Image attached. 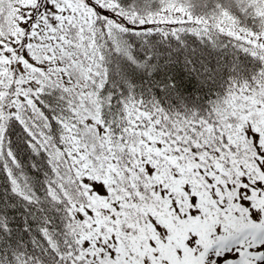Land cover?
Returning <instances> with one entry per match:
<instances>
[{
    "label": "snow or ice",
    "instance_id": "obj_1",
    "mask_svg": "<svg viewBox=\"0 0 264 264\" xmlns=\"http://www.w3.org/2000/svg\"><path fill=\"white\" fill-rule=\"evenodd\" d=\"M0 264H264V0H0Z\"/></svg>",
    "mask_w": 264,
    "mask_h": 264
}]
</instances>
